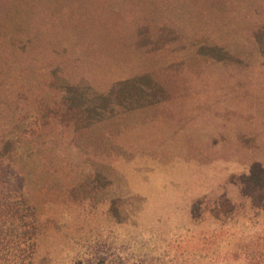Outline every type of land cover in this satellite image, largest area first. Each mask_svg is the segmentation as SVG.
I'll list each match as a JSON object with an SVG mask.
<instances>
[{
  "label": "rangeland",
  "instance_id": "1",
  "mask_svg": "<svg viewBox=\"0 0 264 264\" xmlns=\"http://www.w3.org/2000/svg\"><path fill=\"white\" fill-rule=\"evenodd\" d=\"M0 162L33 264H264V0H0Z\"/></svg>",
  "mask_w": 264,
  "mask_h": 264
},
{
  "label": "trees",
  "instance_id": "2",
  "mask_svg": "<svg viewBox=\"0 0 264 264\" xmlns=\"http://www.w3.org/2000/svg\"><path fill=\"white\" fill-rule=\"evenodd\" d=\"M242 195L264 211V164L256 162L237 178ZM25 179L11 164L0 162V264H33L39 234L38 215L25 194ZM220 206L234 204L223 195Z\"/></svg>",
  "mask_w": 264,
  "mask_h": 264
}]
</instances>
